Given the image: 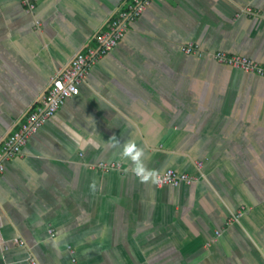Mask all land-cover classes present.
<instances>
[{
  "label": "crops",
  "instance_id": "1",
  "mask_svg": "<svg viewBox=\"0 0 264 264\" xmlns=\"http://www.w3.org/2000/svg\"><path fill=\"white\" fill-rule=\"evenodd\" d=\"M31 1L0 0V144L128 2ZM215 51L264 66V0H155L131 22L5 163L0 264H263L264 77ZM167 169L199 179L157 186Z\"/></svg>",
  "mask_w": 264,
  "mask_h": 264
},
{
  "label": "built area",
  "instance_id": "2",
  "mask_svg": "<svg viewBox=\"0 0 264 264\" xmlns=\"http://www.w3.org/2000/svg\"><path fill=\"white\" fill-rule=\"evenodd\" d=\"M19 1L26 11L30 13L34 11L35 4L31 0ZM153 1L155 0H128L124 7L116 11L107 20L105 27L96 34L94 46L85 47L82 51L77 52L67 66L60 69L50 79L40 103L16 124L0 144V175L4 171L5 163L20 155L28 139L52 118L68 99L78 95L79 86L85 81L90 67L117 46L128 30L129 24L137 19ZM244 11L252 14L250 7L245 8ZM182 50L187 54L198 53L192 44L183 47ZM208 55L225 66L264 77V66L248 57L228 54L223 51H215ZM195 165L198 170L202 168L200 161H196ZM96 167L101 171L120 169L118 164L104 162L97 164ZM136 176L144 178L147 174L138 171ZM153 179L157 186H179L190 185L197 181L199 176L167 169L155 173ZM32 264L35 263L32 262Z\"/></svg>",
  "mask_w": 264,
  "mask_h": 264
}]
</instances>
